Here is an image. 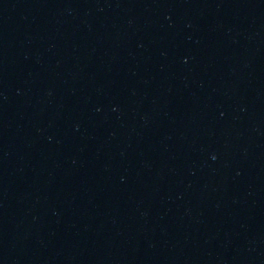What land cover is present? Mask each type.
I'll use <instances>...</instances> for the list:
<instances>
[{
	"label": "water",
	"instance_id": "obj_1",
	"mask_svg": "<svg viewBox=\"0 0 264 264\" xmlns=\"http://www.w3.org/2000/svg\"><path fill=\"white\" fill-rule=\"evenodd\" d=\"M0 264H264V0H0Z\"/></svg>",
	"mask_w": 264,
	"mask_h": 264
}]
</instances>
